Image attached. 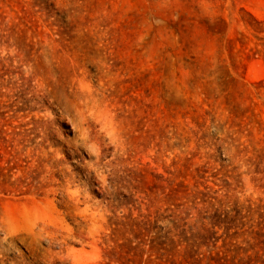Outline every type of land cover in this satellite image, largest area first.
<instances>
[{
    "label": "rangeland",
    "instance_id": "374dc122",
    "mask_svg": "<svg viewBox=\"0 0 264 264\" xmlns=\"http://www.w3.org/2000/svg\"><path fill=\"white\" fill-rule=\"evenodd\" d=\"M195 184L264 203V0H0V264L177 263Z\"/></svg>",
    "mask_w": 264,
    "mask_h": 264
},
{
    "label": "trees",
    "instance_id": "16d2710c",
    "mask_svg": "<svg viewBox=\"0 0 264 264\" xmlns=\"http://www.w3.org/2000/svg\"><path fill=\"white\" fill-rule=\"evenodd\" d=\"M183 194L178 201L184 200V202L174 205L175 210L185 206L190 211L196 212L197 217L192 220L191 213L185 211L183 217L178 215L173 219L174 229L180 230L181 237L178 240H170L168 249L164 254H160L161 257L168 259L179 257L177 263L171 261V264H264V203L262 201L247 202L245 205L234 203L231 208L223 209L221 212L214 210V215L209 219L210 228L205 229L202 223L204 218L200 215V211L212 209L216 203L223 207L227 198L224 196V200L218 199L211 194L209 188L204 187L203 190H199L197 184L185 189ZM198 206L202 208L197 210ZM188 220L192 223L189 224ZM216 228L222 231L221 246L213 256L206 257L200 249L208 246L210 240L206 235L210 232L215 233ZM165 244L159 243V246Z\"/></svg>",
    "mask_w": 264,
    "mask_h": 264
}]
</instances>
